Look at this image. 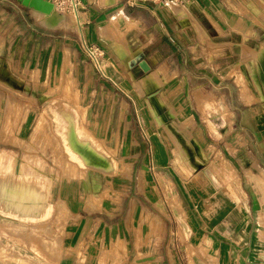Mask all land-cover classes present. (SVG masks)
<instances>
[{"label":"rangeland","instance_id":"1","mask_svg":"<svg viewBox=\"0 0 264 264\" xmlns=\"http://www.w3.org/2000/svg\"><path fill=\"white\" fill-rule=\"evenodd\" d=\"M254 21L247 41L216 52L215 73L207 66L187 89L188 74H170L176 88L159 107L140 80L101 103L103 91L86 90L88 47L80 69L68 48L49 60L41 46L42 60L13 59V73L1 57L0 87L14 90L8 105L0 90V172L43 189L25 216L0 202V264H264V87L253 53L264 18ZM92 68L100 82L123 81ZM60 107L74 112L88 160L65 142ZM76 190L91 195L85 209L101 210L105 226L72 210L64 196Z\"/></svg>","mask_w":264,"mask_h":264},{"label":"crops","instance_id":"2","mask_svg":"<svg viewBox=\"0 0 264 264\" xmlns=\"http://www.w3.org/2000/svg\"><path fill=\"white\" fill-rule=\"evenodd\" d=\"M79 2L77 10L68 8L67 11L56 12L57 10L53 8L49 11L69 20L72 25L68 27L46 24L45 18L49 15L44 14L46 11L30 1L0 0V58L6 57L7 70L13 73L17 70L13 67V59H17L18 65L24 59L42 60L41 46L51 48L49 60L56 52L68 48L80 69L83 65L79 58L85 47L97 44L106 53L110 75L118 79L123 78V81L115 83L100 82L90 62H84L83 73L90 81L86 90L91 93L103 91L101 103L106 101L107 105L115 101L114 96H109L110 90L123 87L124 81L131 84L139 80L138 84L149 92L150 99L155 100L157 107L167 104L165 103L168 97L167 90L176 88L175 81L169 78L170 74L171 76L176 72L188 74L185 76L187 89L192 84L190 80L193 81L195 78L192 75H201L207 66L215 73L216 69L212 63L217 58L216 52L223 46L227 49L239 39L247 41L249 27L256 24L254 19L264 18V0H177L173 4L165 0H136L134 3H129L128 0H79ZM72 10L76 12L74 23L71 17ZM122 14L126 17H121ZM48 32L51 34L49 38L46 37ZM18 43H22L21 47ZM31 43H36V46L31 48ZM206 51H212L214 54L211 55L215 57L208 58ZM139 55L149 65L148 71L142 69L139 61L132 63ZM160 73L164 77L160 76ZM147 79L154 81L150 85ZM10 85L6 88L0 87V90H5L7 105L8 90L10 88L14 90L12 84ZM178 86L181 90L184 88L183 85ZM161 89H164L165 94L159 96L156 92ZM91 101L93 104L94 99ZM52 105L57 103L54 102ZM111 113V108L109 110L106 108V114L110 116ZM162 115L167 118L168 113ZM66 185L72 183L69 181ZM64 197L72 210L87 215L96 214L93 217V221H97L95 224L106 225V222L103 224L105 219L101 210L94 213L86 211L91 195H78L76 190L75 193ZM216 204L211 209L215 210Z\"/></svg>","mask_w":264,"mask_h":264},{"label":"bare ground","instance_id":"3","mask_svg":"<svg viewBox=\"0 0 264 264\" xmlns=\"http://www.w3.org/2000/svg\"><path fill=\"white\" fill-rule=\"evenodd\" d=\"M24 1H26V2H29L30 1L32 4H35V5L40 6L44 10V12L46 11L44 14L49 15V16H46L47 18H45L46 19L45 20V23L46 24H49L51 26H58V25H63V26L69 25L70 26V25H72L71 23L69 24V22L67 21V19H65L63 16H60L58 13H56V12L50 13L49 12L50 9H51V6H52L50 2H47L45 0H24ZM104 1H107V0H104ZM75 15H76V12H75ZM123 16H124V14H122L121 17H123ZM124 17H126V16H124ZM43 19H44V17H43ZM253 53H256V57H257L258 61L260 62V78H261V81H262V84H263V87H264V41L262 42L260 49H258L257 51H255ZM153 81H154L153 79H147V82L150 85L153 83ZM60 109H61L60 110V118H61V115H62L63 121H66V122L68 121L69 122L68 124L71 127L70 131L69 130L66 131L67 134H65V135H68V139L65 138L66 139L65 142H67V140H68L70 142V145L73 147L74 151H76V154H73V155L80 154V155L84 156L85 159L88 160V157H87V154L88 153H86V154L83 153V151H81V149L78 146H76V143L77 144L78 143H82L84 145L85 144L84 143L85 141H82V140L79 139L78 132L76 131V128L74 126L75 125V122L74 121L76 120V119H74V115H75L74 112L71 111V110L66 109V107H60ZM160 117L161 118H166L164 115H161ZM71 146L69 148H72ZM73 149L72 150L70 149V150L73 151ZM94 151H96V150H94ZM86 152H88V151H86ZM1 157H2L1 159H3L2 162L6 160L5 156H1ZM256 163H258V160L257 159H256ZM192 167L190 166V168H192ZM192 169H194V168H192ZM23 175H25V174H23ZM23 178L25 180V177H23ZM31 178H30L29 183H28L29 186L28 185L26 186L25 185V181L24 180H21V178L20 179L18 178L19 180L16 178L17 180L16 179H14V180L11 179V181H9L8 176L4 172H0V202H4V201L11 202V204L6 205L5 208H7L10 211L17 212V216H25L23 212L26 209H28V208L30 209V207L26 203V201L29 200V199H31V198H37L39 196V193L37 191H39L40 189L34 190V189H31V187H30V182H31V180H33ZM26 181H28V180H26ZM37 181H41L40 178H38V180H35V182H37ZM38 185L40 186V183ZM35 186L37 187L36 184H35ZM36 187H35V189H37ZM42 189L43 188H41V190ZM47 191H45V192H47ZM46 194H44V197H45ZM48 197H49V195H48ZM48 197H46V198H48ZM28 215H26V216H28ZM30 216H32V215L30 214Z\"/></svg>","mask_w":264,"mask_h":264},{"label":"built area","instance_id":"4","mask_svg":"<svg viewBox=\"0 0 264 264\" xmlns=\"http://www.w3.org/2000/svg\"><path fill=\"white\" fill-rule=\"evenodd\" d=\"M54 4V8L57 11H67L68 8L77 10V8L80 6L79 0H52ZM129 3H134L136 0H128ZM87 55L90 58L91 64L95 67L96 71L102 75L105 76L106 70L108 68L106 60L104 58V50L102 47H100L97 44H92L87 46Z\"/></svg>","mask_w":264,"mask_h":264},{"label":"water","instance_id":"5","mask_svg":"<svg viewBox=\"0 0 264 264\" xmlns=\"http://www.w3.org/2000/svg\"><path fill=\"white\" fill-rule=\"evenodd\" d=\"M51 9H53L54 8V4H53V2H51ZM50 9V10H51ZM142 58V56H137L133 61H132V63H135V62H138L139 61V63H140V66L142 67V69L144 70V71H148L149 70V65L146 63V61L145 60H143V59H141Z\"/></svg>","mask_w":264,"mask_h":264}]
</instances>
